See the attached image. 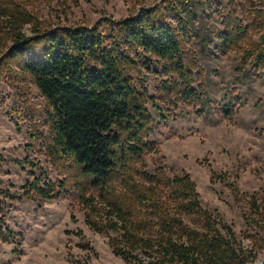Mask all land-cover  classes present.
Returning <instances> with one entry per match:
<instances>
[{"label":"rangeland","instance_id":"1","mask_svg":"<svg viewBox=\"0 0 264 264\" xmlns=\"http://www.w3.org/2000/svg\"><path fill=\"white\" fill-rule=\"evenodd\" d=\"M237 1L249 36L224 51L217 37L224 30L222 21L209 8L199 9L200 17L185 31L165 0H0V186L18 196L7 200L0 213L3 228L16 234L14 242L0 240V264H126L110 245V236L121 231L108 227L111 218L118 219L110 213L107 194L83 193L73 183L81 178L74 176L75 166L49 153L47 100L22 61L6 52L17 35L28 38L58 26L98 25L108 35L106 20L157 4L181 31L200 99L164 91L163 83L178 77L165 74L160 60L134 71L138 88L148 90L153 117L148 140L155 147L145 152V169L154 173L160 166L169 176L172 168L188 172L202 204L232 225L244 250L257 256L248 264L264 256V227L257 220L261 214L250 206L251 195L264 200V66L246 62L244 55L250 42H264L255 13L264 8V0ZM15 6L32 14L33 21L17 18ZM35 181L38 187L31 190ZM49 183L53 198L39 191ZM122 188L118 183L117 192Z\"/></svg>","mask_w":264,"mask_h":264},{"label":"trees","instance_id":"2","mask_svg":"<svg viewBox=\"0 0 264 264\" xmlns=\"http://www.w3.org/2000/svg\"><path fill=\"white\" fill-rule=\"evenodd\" d=\"M165 1L185 31L200 17L199 9L216 13L224 27L217 35L224 51L242 45L249 36L250 26L238 16L237 0ZM14 9L17 18L33 21L32 14ZM165 9L157 4L127 18L108 19V35L98 25L58 26L28 38L17 35L6 57L14 54V60L22 61L47 100L49 153L75 166L74 176L81 178L73 183L83 193L92 189L107 194L110 213L118 219L111 218L108 227L121 231L120 236H110L114 254L126 264H248L257 256L244 250L232 225L202 204L188 172L172 168L169 176L160 166L154 173L145 169V152L155 147L148 140L153 117L147 107L148 90L138 88L134 71L160 60L165 74L178 77L165 81L164 91L200 99L193 60ZM255 13L264 35V8ZM244 55L246 62L264 66V42H250ZM225 109L230 114L231 108ZM118 183L123 187L120 193ZM48 185L39 191L53 198L56 194ZM37 187L36 181L29 184L31 190ZM17 198L0 186V213L7 200ZM250 206L261 214L257 220L264 227V200L251 195ZM1 222L4 217L0 240L14 242L15 232Z\"/></svg>","mask_w":264,"mask_h":264},{"label":"water","instance_id":"3","mask_svg":"<svg viewBox=\"0 0 264 264\" xmlns=\"http://www.w3.org/2000/svg\"><path fill=\"white\" fill-rule=\"evenodd\" d=\"M255 264H264V256L260 260H257Z\"/></svg>","mask_w":264,"mask_h":264},{"label":"bare ground","instance_id":"4","mask_svg":"<svg viewBox=\"0 0 264 264\" xmlns=\"http://www.w3.org/2000/svg\"><path fill=\"white\" fill-rule=\"evenodd\" d=\"M259 260H260V259H259ZM255 263H256V262H255ZM255 263H254V264H255Z\"/></svg>","mask_w":264,"mask_h":264}]
</instances>
